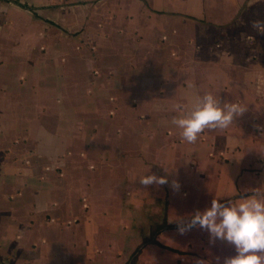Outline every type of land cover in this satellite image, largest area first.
<instances>
[{
	"label": "crops",
	"instance_id": "0c3cea01",
	"mask_svg": "<svg viewBox=\"0 0 264 264\" xmlns=\"http://www.w3.org/2000/svg\"><path fill=\"white\" fill-rule=\"evenodd\" d=\"M15 1L0 0V4L28 11L69 33L38 12L61 3L38 6ZM142 1V10L153 18L164 16L174 24L194 20L220 28L240 16L250 0H243L242 6L241 0ZM254 2L264 7V0ZM139 24L137 21L136 29L142 27L143 33L151 28ZM116 26L123 24L117 21L110 25ZM260 31L256 30L257 36ZM137 43L99 37L97 61L89 59L86 63L73 51L67 61L63 59L66 70L60 64L56 70H26L23 68L27 62L18 64L17 60L23 59L18 57H7L6 67H0V140L23 137L36 141L45 160L39 179L31 180L32 175H26L18 182H2L4 188L22 182L25 191L13 202L0 203V264H109L113 254L128 247V260L121 263L116 259V264H127L138 245L150 235L152 226L162 223L165 217L171 224L185 223L196 211L210 207L214 198L223 202L251 194L259 187L264 191V167L258 175L250 176L247 183L251 189L245 192L243 184L236 182L241 173L239 161L234 159L226 165L213 158L222 150H231L227 146L232 143L226 142L238 139L235 132L207 128L195 143L183 140L182 130L172 120L191 109L192 101L188 100L196 89L191 85L185 89L183 77L191 75L193 68L188 69L186 63L179 65L175 57L168 60L153 55L144 61V45ZM132 49L137 51L133 53ZM123 51L131 52V57ZM132 59L139 71L133 75L135 80L127 77ZM57 61H61L59 56ZM262 67H250L247 74L264 76ZM108 68L113 69V75L107 74ZM106 75L112 78L106 79ZM153 83V90L159 92L152 99L143 98L135 105L126 98L129 87L143 86L142 90H147ZM120 84L125 94L119 91L118 96ZM100 88L107 91L104 97L95 94ZM178 90L185 92L181 104L174 101L175 94L168 93ZM127 106L134 109L127 113ZM93 118H97L96 122L91 121ZM18 125L29 128L19 132ZM4 145L7 143L0 142V147ZM259 148L249 149L247 155L264 151ZM193 162L197 163L194 170ZM152 174L165 176L168 182L150 186L140 183V176ZM174 181L178 187H173ZM225 187L231 191L226 192ZM226 193L229 195L224 196ZM96 201L98 207L94 205ZM156 202L162 204L156 207L161 208L160 215L155 212L156 220L149 222L147 233L138 236L139 226L148 219L147 205ZM193 205L197 209L191 211ZM158 240L169 248L148 244L137 264H216L217 257L235 254L232 246L218 239L213 241L208 231L198 227L184 233L179 228L166 229ZM109 255L112 258L107 259Z\"/></svg>",
	"mask_w": 264,
	"mask_h": 264
},
{
	"label": "rangeland",
	"instance_id": "374dc122",
	"mask_svg": "<svg viewBox=\"0 0 264 264\" xmlns=\"http://www.w3.org/2000/svg\"><path fill=\"white\" fill-rule=\"evenodd\" d=\"M23 1L38 6L61 3L59 6H49L40 9L38 12L42 17L55 20L61 24L69 33L46 23L43 18L35 17L28 11L20 10L10 4H0L1 69L5 68L8 63L7 57H18L23 58L17 60L18 64L27 62L23 68L26 70L42 68L56 70L58 64L61 65L62 70H66L67 64L63 62V59L65 58L67 61V57L73 51L78 53L79 57H83L86 63L93 59L97 61L98 51L96 49L99 37L106 41L113 39L118 41L120 39L129 43H134V41L139 42L137 44L143 43L141 53L143 60H147L153 55L162 56L168 60L175 57L179 59V65L186 63L188 69H194H190L191 75L183 77L185 89L189 85L196 89L191 93L192 97H202L211 93L217 100L221 101V105L235 103L244 109L243 114L234 118V121L225 128L226 132H235L238 137L236 141L226 142L227 144L232 143V146H227L231 150L229 152L222 150L220 153L212 155L213 158H217V161H222L226 165L235 162L234 159L239 161V173H241L237 174V185L238 183L243 184L242 188L245 192L251 189L247 183L251 179L250 176L258 175L264 167V151L261 150V148L264 149V76L256 75L254 77L247 73L250 67H264V42H262L264 40L262 36L264 7L259 8L258 4L255 6L254 0H250L246 2V10L240 16L218 28L194 20L189 21L188 24H184V22L174 24L173 20L164 16L153 18L142 10L141 5L144 4L142 0H99L97 2L88 0L91 2L86 4L79 3L83 0ZM243 3L245 2L241 0L239 6H242ZM212 18L214 19V17ZM117 21L121 22L123 26L110 27ZM137 21H139V25L146 24L150 25L151 28L143 33L141 32L142 27L139 26V30L136 29ZM154 27L156 28L154 29ZM152 30L154 31L152 32ZM256 30H261L259 36H257ZM73 32H77V34L71 35L70 33ZM248 41H253L256 44H248ZM132 50L133 53L137 51ZM125 53L129 57L132 55L129 51H123V54ZM58 56L61 61H57ZM135 62V59L129 62L127 70L129 80H135L133 75L139 73ZM234 66L236 68H233ZM107 71L108 75L111 73L113 75V69L108 68ZM105 78L110 79L112 77L107 76ZM154 83L147 90L146 87L142 90L143 86L129 87L126 98L129 99V102L131 101V104H135L146 97H149V100L152 99V96L159 92L153 90ZM197 84L198 86H196ZM253 84H255L254 87ZM162 87L166 86L162 85ZM118 88L120 90H118L117 95L119 96L120 92L124 95L125 91L121 88V84ZM178 91H169L168 93L175 94L173 96L174 101L181 104L185 100L183 98L185 92ZM106 92L100 88V91L98 90L95 94L104 97ZM63 94H66L65 91ZM160 94H163L162 90ZM192 97L189 100L186 99L192 101ZM133 109V106H127L124 111L129 113ZM145 110L149 109L145 108ZM96 120L97 118H93L91 121L96 122ZM17 127L19 128L17 131L23 132V130H27L26 127L29 128V125H18ZM253 134H255L254 139ZM180 141L182 140L180 139ZM0 142L7 143V145L0 147V190L2 191L0 192V203L9 200L13 202L14 198L18 199V196L22 194L21 192L25 191V185L21 182L4 188L2 182H18L26 175H32L31 180L39 179L38 173L45 160L44 156L37 150L36 141L23 140V137H19L15 140H0ZM255 147H260L261 152L256 151L257 154L253 152V154L247 155ZM196 164V162L192 163V170ZM224 172L226 173V171ZM225 191L231 190L225 187ZM226 195L229 194H224V196ZM94 205L98 207L100 204L96 201ZM159 205L157 202L147 205L146 216L148 219L139 226L138 236H144L148 231L149 222L155 221L156 216L160 215L161 208H156ZM196 209L197 205L196 207L193 205L191 211ZM131 238L128 236V239ZM129 256L130 250L127 247V249L113 254L114 259H110L112 258L111 255L107 259L112 261L109 264H116V259L123 263L128 260Z\"/></svg>",
	"mask_w": 264,
	"mask_h": 264
},
{
	"label": "clouds",
	"instance_id": "9594fccd",
	"mask_svg": "<svg viewBox=\"0 0 264 264\" xmlns=\"http://www.w3.org/2000/svg\"><path fill=\"white\" fill-rule=\"evenodd\" d=\"M243 112L240 105H221V101L207 93L192 97L191 109L173 118L172 123L182 130L183 140L195 143L205 129L227 128ZM167 182L165 176H140V183L145 186ZM173 187H178L175 181ZM193 227L208 231L213 241L218 239L234 248V255L217 257L216 264H264V191L260 187L235 200L222 202L214 198L210 207L192 214L189 223L179 231L184 233Z\"/></svg>",
	"mask_w": 264,
	"mask_h": 264
},
{
	"label": "trees",
	"instance_id": "16d2710c",
	"mask_svg": "<svg viewBox=\"0 0 264 264\" xmlns=\"http://www.w3.org/2000/svg\"><path fill=\"white\" fill-rule=\"evenodd\" d=\"M17 3H19V1H15ZM21 4V3H19ZM27 6L28 8L34 10V6L33 5H25ZM226 201V200H224ZM190 221V220H189ZM189 221L185 222V223H175V224H171L168 222V219L165 217V219L163 220L162 223H159V224H155L152 226L151 228V232H150V235L149 236H146L143 241L138 245V247L136 248V250L134 251V253L132 254L129 262L127 264H137L138 263V259H139V256L140 254L142 253L143 249L148 245V244H157V245H160L162 247H165V248H169L165 245H163L159 240H158V236L159 234L166 230V229H170V228H180L182 226H186Z\"/></svg>",
	"mask_w": 264,
	"mask_h": 264
}]
</instances>
